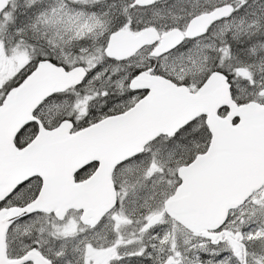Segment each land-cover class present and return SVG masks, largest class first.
<instances>
[{"label": "snow or ice", "instance_id": "obj_1", "mask_svg": "<svg viewBox=\"0 0 264 264\" xmlns=\"http://www.w3.org/2000/svg\"><path fill=\"white\" fill-rule=\"evenodd\" d=\"M0 264H264V0H0Z\"/></svg>", "mask_w": 264, "mask_h": 264}]
</instances>
